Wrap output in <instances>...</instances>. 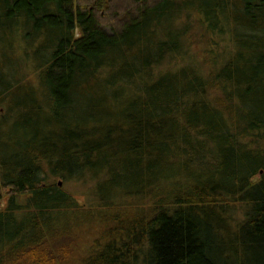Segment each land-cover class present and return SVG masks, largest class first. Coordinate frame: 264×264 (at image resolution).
<instances>
[{
    "label": "trees",
    "instance_id": "trees-1",
    "mask_svg": "<svg viewBox=\"0 0 264 264\" xmlns=\"http://www.w3.org/2000/svg\"><path fill=\"white\" fill-rule=\"evenodd\" d=\"M185 14L215 63L156 72ZM23 54L40 87L11 100ZM0 66V264H58L73 219L99 243L61 264H264V0H0Z\"/></svg>",
    "mask_w": 264,
    "mask_h": 264
},
{
    "label": "rangeland",
    "instance_id": "rangeland-1",
    "mask_svg": "<svg viewBox=\"0 0 264 264\" xmlns=\"http://www.w3.org/2000/svg\"><path fill=\"white\" fill-rule=\"evenodd\" d=\"M188 14H185L181 18L180 26H182L184 30V37H183V48L180 54L176 57L167 59L163 62V65L160 66L156 72H163L164 70L170 68L171 70L180 68L181 65L184 64H192L194 65L198 70H201L204 73L208 72L213 65L212 63H215L213 60L208 59L209 55L208 52L210 49H215L216 51L221 50L222 46H218L215 48H212V46L209 44L210 36H206L201 30V26H199L193 19H188L191 16H187ZM189 20V21H188ZM19 50V47L16 49ZM19 52V51H18ZM16 53V56L19 55V53ZM27 54V53H26ZM22 58L19 59L16 64H12V67H9L10 63H6L3 61L2 65V71L6 74L7 80H5L9 86L12 89L10 91L9 98L11 100L20 99V101L25 100V95L28 93L30 89V86L34 87L35 90H38L39 83H37V71L35 69V66L33 67L32 60L30 56L23 54ZM40 59V57H39ZM30 60V61H29ZM215 60V59H214ZM212 62V63H211ZM1 67V66H0ZM11 73V76L8 73ZM14 83V84H13ZM38 85V86H37ZM18 87L19 90L18 91ZM41 92V91H40ZM25 94V95H24ZM38 95V94H37ZM5 99L0 100V107H1V114L0 118L3 119L2 116H9V120L12 119L13 113H7L5 110L7 108V105L4 103ZM4 101V102H2ZM6 112V113H5ZM32 116L35 117L33 114L29 115L28 118L32 119ZM36 118V117H35ZM8 121V120H7ZM1 122V121H0ZM1 127V126H0ZM13 131V128L10 126H5L0 128V132L7 134V132ZM244 141V140H242ZM256 148H258V145H254ZM259 149V148H258ZM48 183H53L57 185L59 188L63 189L65 192H67L71 197L74 198V200L77 202V204L82 208H93L96 204V198H95V186L97 181L92 179L90 176H85L83 179H79L76 181H65L62 178H52L49 175L46 177ZM23 200V199H22ZM2 205L5 203V199L2 201ZM240 203V202H239ZM235 219L237 221H241L244 219V213L242 214L243 210L235 206ZM242 211V212H241ZM80 223V219L78 221H75L74 219L70 221V227L67 230L62 233V235H56V238L50 243V251L52 254H54V261H56L58 264H61V259L58 257V253L55 250H52L51 248L56 243L58 245V248L60 250V253L67 252L66 257H71V259L77 260L81 257L85 256L87 254L88 250L92 247V245H96L99 243V234L101 233V230L97 229H91V230H78L79 227L77 226ZM74 226V227H73ZM107 227V229H111L107 225L103 228ZM72 229L69 233V230ZM66 259V258H65ZM65 259L64 262H65Z\"/></svg>",
    "mask_w": 264,
    "mask_h": 264
}]
</instances>
